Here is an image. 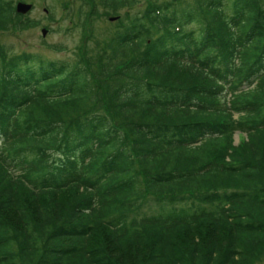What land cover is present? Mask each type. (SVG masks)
<instances>
[{
	"label": "trees",
	"instance_id": "obj_1",
	"mask_svg": "<svg viewBox=\"0 0 264 264\" xmlns=\"http://www.w3.org/2000/svg\"><path fill=\"white\" fill-rule=\"evenodd\" d=\"M98 1L123 17L94 59L0 44V264H254L264 0L148 3L138 16L136 0ZM18 20L0 5V33ZM145 194L164 208L142 212Z\"/></svg>",
	"mask_w": 264,
	"mask_h": 264
},
{
	"label": "rangeland",
	"instance_id": "obj_2",
	"mask_svg": "<svg viewBox=\"0 0 264 264\" xmlns=\"http://www.w3.org/2000/svg\"><path fill=\"white\" fill-rule=\"evenodd\" d=\"M7 3L16 4L17 0H1ZM25 3L33 5V11L27 15V20L36 22L33 27L23 28L17 23H12L7 31L0 33V44L4 46L11 56L25 54L40 56L44 60L60 63H73L78 57V51H87L90 58H95L99 53V43L109 39L111 30L115 22H108V16H105L106 9L96 0H21ZM134 6L129 9L133 16H138L144 11L148 3H173L178 10L182 4H191L192 0H136ZM95 5L97 13H90L92 6ZM47 11H46V10ZM126 9V8H125ZM176 9V10H177ZM128 10V11H129ZM46 11V12H44ZM123 11L120 16H123ZM11 23V22H10ZM43 29L48 30L45 37L41 32ZM86 33V44L82 43L83 35ZM60 47L61 51H56L53 47ZM102 47V46H100ZM84 48V49H83ZM94 51L92 52V50ZM100 92L103 87L96 86ZM105 97V92L99 93ZM237 119V114H234V120ZM245 134L235 132L232 136V145L240 148L246 143ZM149 194V192H148ZM145 194L146 202L142 208V212H154L164 205L155 204V199ZM68 201H73L74 197H67ZM161 204V202H159ZM149 209V210H147ZM210 240L211 233L206 234ZM206 237V238H207ZM205 238V239H206ZM214 238V235H213ZM221 249H224L228 243L225 233L219 239ZM111 254L114 253L112 248H109ZM223 252V251H222ZM254 264H264V252L260 259L258 258Z\"/></svg>",
	"mask_w": 264,
	"mask_h": 264
},
{
	"label": "water",
	"instance_id": "obj_3",
	"mask_svg": "<svg viewBox=\"0 0 264 264\" xmlns=\"http://www.w3.org/2000/svg\"><path fill=\"white\" fill-rule=\"evenodd\" d=\"M29 10H30V6H28V5L19 4L17 6V12L18 13L24 14V13L28 12Z\"/></svg>",
	"mask_w": 264,
	"mask_h": 264
}]
</instances>
